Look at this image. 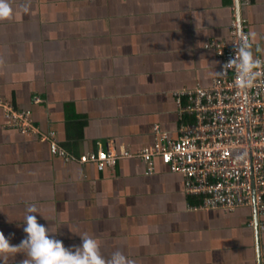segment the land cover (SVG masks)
I'll list each match as a JSON object with an SVG mask.
<instances>
[{"label": "crops", "instance_id": "obj_1", "mask_svg": "<svg viewBox=\"0 0 264 264\" xmlns=\"http://www.w3.org/2000/svg\"><path fill=\"white\" fill-rule=\"evenodd\" d=\"M10 2L12 17L0 21V102L30 110L75 156L136 152L152 145L154 127L175 138V96L217 77L221 61L208 47L229 41L231 7L264 60V0ZM155 166L146 176L136 158L103 171L66 163L45 141L8 128L0 112V232L18 245L35 206L38 223L66 248L86 232L105 257L120 250L135 264H264V210L201 209L180 174Z\"/></svg>", "mask_w": 264, "mask_h": 264}, {"label": "built area", "instance_id": "obj_2", "mask_svg": "<svg viewBox=\"0 0 264 264\" xmlns=\"http://www.w3.org/2000/svg\"><path fill=\"white\" fill-rule=\"evenodd\" d=\"M242 2L249 4V0ZM228 34V42H212L208 47L221 61L219 73L234 57L238 47L235 43L249 40L247 20L236 6L231 7ZM175 97L181 124L177 136L162 134L154 127L152 145L136 152L112 148L75 156L59 145L53 132L44 133L33 124L30 110L0 102V112L8 128L45 141L50 154L66 163L89 164L103 171L119 160L136 158L144 164L145 175L151 176L158 160L169 172L183 177L188 195L201 197V209L232 211L251 207L263 211L264 72L255 86L246 90L236 86V72L231 70L215 77L207 88L197 86ZM38 103L40 100L35 98L34 104ZM185 118L190 121L183 123Z\"/></svg>", "mask_w": 264, "mask_h": 264}, {"label": "clouds", "instance_id": "obj_3", "mask_svg": "<svg viewBox=\"0 0 264 264\" xmlns=\"http://www.w3.org/2000/svg\"><path fill=\"white\" fill-rule=\"evenodd\" d=\"M28 11L29 5L21 6ZM13 8L10 0H0V21L10 19ZM256 34L252 33L255 38ZM234 57L223 65L222 73L216 76H224L227 72H236V86L242 90L255 86L257 77L264 72V60L254 57L252 44L248 39L238 40ZM260 70V71H257ZM38 210L35 206H29L24 217L23 231L25 238L18 244L12 245L0 232V264H9L10 259L17 254H22L24 259L20 264H135V261L126 256L122 251L116 250L110 256L105 257L100 250L98 240L86 232L79 235L82 243L78 247L66 248L63 242L51 238L49 228L39 224L36 219Z\"/></svg>", "mask_w": 264, "mask_h": 264}]
</instances>
